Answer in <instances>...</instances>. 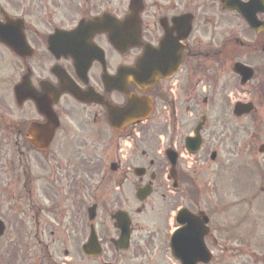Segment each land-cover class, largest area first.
<instances>
[{
	"label": "flooded vegetation",
	"instance_id": "af4514ba",
	"mask_svg": "<svg viewBox=\"0 0 264 264\" xmlns=\"http://www.w3.org/2000/svg\"><path fill=\"white\" fill-rule=\"evenodd\" d=\"M131 1L0 0V177L24 191V241L42 246L35 264H179L171 236L188 214L208 218V264H264L263 188L237 193L246 205L236 226L215 217L222 119L235 102L252 111L232 118L234 185L242 153L264 177V142L254 141L264 129V33L248 28L236 0H137L134 10ZM247 118L257 129L236 141ZM120 228L125 250L113 245ZM92 232L94 258L81 250ZM19 261L33 264L31 254Z\"/></svg>",
	"mask_w": 264,
	"mask_h": 264
},
{
	"label": "rangeland",
	"instance_id": "374dc122",
	"mask_svg": "<svg viewBox=\"0 0 264 264\" xmlns=\"http://www.w3.org/2000/svg\"><path fill=\"white\" fill-rule=\"evenodd\" d=\"M224 121V133L225 137H229V139H225L224 151L222 155L223 159V168L224 171L219 176V183L222 185L220 190V194H223L222 197L219 198L221 205L223 206L220 212L216 214V219L219 224L229 225L234 224L236 226V207L238 205L245 206L246 203L242 202V196L238 195H250L254 192H257L261 187L264 188V157H257V162L261 165V169L263 171V179L258 176L257 168L254 166H249L246 162L249 161V156L244 155L242 153V158H236V179L235 185L233 179L235 178V165L232 171V163L235 158L234 156V146L232 145V129L234 126V120L232 116L226 114V116L222 119ZM240 126L245 127V130L240 133V137L236 138V141H250L251 131L256 130L250 124V119H243L240 121ZM251 126V127H250ZM264 126V123H263ZM250 128V130H249ZM259 135L257 136V143L264 142V129L261 127L258 129ZM252 138V137H251ZM253 140V139H252ZM227 143H230L229 145ZM254 147L253 144L251 148ZM240 159L242 161H240ZM231 180L233 187L236 188V197L233 194V188L231 185ZM206 182H210V177L205 180ZM202 183V182H201ZM3 178L0 177V219L5 222L8 226V230L5 238L0 242V258L1 264H19L20 257L19 255H30L32 256V263L35 264L37 262V257L41 254L40 249L42 246L37 245V241L33 242V249L27 248L23 244H20L24 241V224L20 226L19 223L25 222L28 218V204L27 199L24 195V191L21 190L20 186L14 182L11 183L9 189L12 192H9L8 196L1 195L3 193ZM212 187V186H211ZM211 187H206L205 189L211 190ZM22 193H20V191ZM238 193V194H237ZM211 202H214V198L211 197V194H208ZM240 196V197H239ZM239 197V198H238ZM34 200L41 201L43 197L40 196L39 192L33 193ZM20 236V237H19ZM79 252V250L77 249ZM76 253L75 249L73 251ZM108 253V251H106ZM106 253V257L110 258V254ZM14 259V263L12 260ZM231 264H236V262H231Z\"/></svg>",
	"mask_w": 264,
	"mask_h": 264
},
{
	"label": "water",
	"instance_id": "95a60500",
	"mask_svg": "<svg viewBox=\"0 0 264 264\" xmlns=\"http://www.w3.org/2000/svg\"><path fill=\"white\" fill-rule=\"evenodd\" d=\"M135 7V6H134ZM253 7V5L250 3L248 4H241L240 2H236V11L241 13V14H244V16L248 19V23L252 26V27H256V23H255V17H254V12L251 10ZM249 16V17H248ZM115 40V39H113ZM246 106H238L234 113L236 116H240L242 113L244 112H248L250 110V107H246ZM197 225L195 224V220L194 219H189L187 220V228L186 230L184 229V232L187 231V233H189V236H192L193 238H196L197 235H198V230H197ZM3 224L0 222V236L2 235L3 233ZM184 232H181L184 233ZM123 244L122 240L120 239L118 242H115V245H116V248H119V247H122L124 248L123 246H121ZM200 245V246H198ZM196 244L195 241H194V244H192V248H193V258L190 259V257L188 258V254L189 252L186 251L184 249H181L179 251V255H178V252L176 251V254L177 256L180 258V261H181V264H197L198 262H204V263H207L209 261L210 258H205V253L206 251L203 250V245L200 243V244ZM191 247V246H190ZM177 248H185V244H182V243H177V241H173V249H177ZM84 251L86 254H90V255H95V254H98V247L95 246L94 244V240H93V243H90L88 246H86L84 248ZM203 251V252H202ZM187 254V255H186Z\"/></svg>",
	"mask_w": 264,
	"mask_h": 264
}]
</instances>
